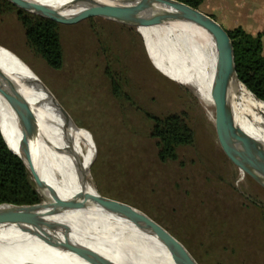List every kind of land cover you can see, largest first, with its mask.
I'll list each match as a JSON object with an SVG mask.
<instances>
[{
  "label": "rangeland",
  "instance_id": "374dc122",
  "mask_svg": "<svg viewBox=\"0 0 264 264\" xmlns=\"http://www.w3.org/2000/svg\"><path fill=\"white\" fill-rule=\"evenodd\" d=\"M7 1L57 19L61 69L50 68L29 47L15 10L0 13V50L38 80L69 127L83 130L70 140L69 152L91 190L174 237L196 264H264V166L233 152L236 139L238 149H245L244 142L255 144L249 156L264 162V128L204 81L166 25L141 0H88L89 5L87 0H26L25 10ZM257 34L262 40V32ZM112 73L120 75L130 100L114 95ZM146 112H184L194 143L179 147L177 159L162 162ZM35 117L42 157L62 183L58 150ZM54 136L65 140L60 133ZM88 139L92 149L85 163ZM94 205L115 225L116 215ZM47 212L50 223L102 253L63 213L52 206ZM120 218L154 264H177L156 236Z\"/></svg>",
  "mask_w": 264,
  "mask_h": 264
},
{
  "label": "bare ground",
  "instance_id": "6f19581e",
  "mask_svg": "<svg viewBox=\"0 0 264 264\" xmlns=\"http://www.w3.org/2000/svg\"><path fill=\"white\" fill-rule=\"evenodd\" d=\"M151 8L156 12L153 6ZM165 25L190 62L199 70L204 81L210 86H216L225 91L234 99L233 102L246 110L264 128V102L256 100L243 85L234 86L230 89L221 85L214 76L216 60L210 51L182 23ZM0 68L5 72L10 85L16 91V98L12 101V107L0 96V129L8 143L18 153H22L20 148L22 130L17 118L19 115H23L26 120L25 125L32 124L30 117L25 114L21 97L24 96L36 111L60 156L63 172L62 183L57 182L51 176V169L42 157L38 139V150L35 156L38 173L42 181L62 199L71 198L80 191L95 192L91 190L88 182L85 183L82 177L83 167L78 173L72 164L69 152L70 140L76 135V132L83 130L69 127L62 113L44 92L38 80L22 64L2 50H0ZM29 81L32 83H28ZM54 133H60L65 140L55 137ZM88 142L89 148L85 163L92 149V143L89 139ZM62 213L80 230L84 238L102 249V253L96 254L112 263L154 264L135 243L120 217H115L116 222L113 225L95 209H77ZM64 232L65 229L63 228L56 232L59 241L65 239ZM67 237L74 244L89 249L81 239L70 231H68ZM23 262L32 264H91L78 254L59 246H50L37 236L23 232L18 227L0 226V264H20Z\"/></svg>",
  "mask_w": 264,
  "mask_h": 264
},
{
  "label": "trees",
  "instance_id": "16d2710c",
  "mask_svg": "<svg viewBox=\"0 0 264 264\" xmlns=\"http://www.w3.org/2000/svg\"><path fill=\"white\" fill-rule=\"evenodd\" d=\"M169 1L183 18L182 24L210 51L213 58L233 72L251 93L264 100V54L261 35H252L241 27L225 29L213 16L200 9L205 0ZM14 10L24 27L29 47L50 68L61 69L64 64V52L58 23L20 10L7 0H0V13ZM110 78L114 95L130 100V96L123 90L120 75L112 73ZM145 115L153 122L150 135L157 139L158 157L162 162L177 159L179 147L194 143V131L184 112L163 116L146 112ZM242 129L251 135L246 129ZM17 153L0 129V211L39 207L45 202L33 175ZM42 212L41 209L36 211L39 214ZM262 222L264 226V209ZM14 224L19 223L15 221Z\"/></svg>",
  "mask_w": 264,
  "mask_h": 264
},
{
  "label": "water",
  "instance_id": "95a60500",
  "mask_svg": "<svg viewBox=\"0 0 264 264\" xmlns=\"http://www.w3.org/2000/svg\"><path fill=\"white\" fill-rule=\"evenodd\" d=\"M15 4L21 7L22 9H29L27 6L26 0H13ZM154 14L156 20L160 24H177L182 23L183 18L175 11L173 4L169 0H141ZM86 3L89 5V1ZM153 8L156 10L153 11ZM92 13V7L89 9ZM35 14L40 15L35 12ZM41 16V15H40ZM159 16V17H158ZM44 17V16H43ZM57 21L54 17H45ZM215 79L223 86L233 88L234 86L243 85L236 75L231 72L222 62L216 61L215 63ZM28 83H32L29 81ZM244 86V85H243ZM213 89L219 91L224 98L234 101L225 91L220 90L216 86H212ZM245 87V86H244ZM246 88V87H245ZM246 90L258 101L264 102L253 93H251L247 88ZM0 96L12 107V101L16 98V91L10 85L9 78L5 72L0 68ZM23 100V106L25 108V114L30 117L32 124L25 125V118L23 115H19L20 127L22 130V137L20 140V148L22 153H17L27 169L33 175L37 188L41 195L44 198V204L39 207H30V208H19V209H4L0 211V226H16L21 229L23 232H26L31 235H35L38 238L45 241L50 246H59L66 250L72 251L78 254L80 257L85 259L91 264H114L110 260L94 253L93 251L83 248L79 245L74 244L67 237L68 231L65 230V239L59 241L56 237V232L62 229L61 225L55 223H50L48 221L49 213L47 208L49 206L54 207L58 212H66L77 209H94L96 208L94 202L101 204L106 210L110 211L112 214L118 217H126L130 221L136 223L145 231L150 232L152 235L156 236L169 250L174 261L177 264H196L192 260L188 259L186 251L179 247L177 241L174 237L164 234L157 226L152 225L144 217H140L137 214H132L126 211L122 212L119 207L112 202L110 199L100 195L98 192H90L88 190L80 191L71 198L62 199L60 198L55 191H53L49 186H47L41 179L38 173V166L36 162V152L38 150V126L36 122V112L34 108L27 102L24 96H21ZM62 109V108H61ZM63 110V109H62ZM61 111V110H60ZM64 111V110H63ZM65 113V112H64ZM238 141V142H237ZM239 140H235L233 152L237 158L252 162L255 167L262 168L264 166L263 161H258L255 157H250L249 154L252 149H257L255 144L250 145L248 142H244L245 149H238ZM263 169V168H262ZM82 177L87 183V178L84 172H82ZM42 210V213H36L38 210ZM18 222L16 225L14 222Z\"/></svg>",
  "mask_w": 264,
  "mask_h": 264
},
{
  "label": "crops",
  "instance_id": "0c3cea01",
  "mask_svg": "<svg viewBox=\"0 0 264 264\" xmlns=\"http://www.w3.org/2000/svg\"><path fill=\"white\" fill-rule=\"evenodd\" d=\"M200 7L225 29L240 26L253 35L262 32L264 54V0H205Z\"/></svg>",
  "mask_w": 264,
  "mask_h": 264
}]
</instances>
